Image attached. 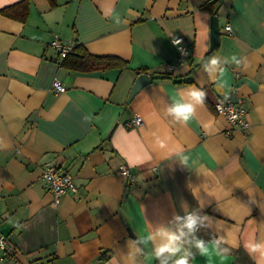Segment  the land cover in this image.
<instances>
[{"label":"crops","instance_id":"obj_1","mask_svg":"<svg viewBox=\"0 0 264 264\" xmlns=\"http://www.w3.org/2000/svg\"><path fill=\"white\" fill-rule=\"evenodd\" d=\"M176 33L190 50L183 65ZM55 36L77 54L61 58ZM211 56L223 62V88L202 68ZM138 72L151 81L127 103ZM54 80L66 90L53 93ZM194 85L204 105L174 121L165 106ZM224 97L242 99L247 134L215 113ZM135 115L141 124L128 127ZM47 164L76 188L56 207L41 180ZM188 210L209 218L199 238L229 249L221 260L193 248L191 264H264L244 247L264 241V0H0V236L12 259L157 264L150 244L130 258L131 241Z\"/></svg>","mask_w":264,"mask_h":264},{"label":"clouds","instance_id":"obj_2","mask_svg":"<svg viewBox=\"0 0 264 264\" xmlns=\"http://www.w3.org/2000/svg\"><path fill=\"white\" fill-rule=\"evenodd\" d=\"M231 62L237 65L241 63L235 56L231 58ZM222 63L217 56H211L202 61L204 72L209 75V78L217 80L218 88L224 87L222 79L224 70L220 67ZM217 72H219V77L216 75ZM205 96L206 93L194 85L187 89L183 95L178 94L177 98L165 106L164 112L174 121L187 124L195 118L197 106L204 105ZM158 142L161 147H164L163 141ZM176 156L181 164H187L188 158L182 153L177 152ZM193 195L195 196L196 193L193 192ZM208 219L207 215L202 216L197 210H188L183 215H174L167 223H160L155 226L146 223L141 229L139 238L131 241L130 258L134 260L136 255L144 254L145 249L150 244L151 248L147 258H154L157 264H191L195 256L192 251L193 248L200 256L215 254L221 260L226 259L229 249L222 247V244L225 243L223 238L206 241L196 235L205 226V221ZM173 224L175 226L171 227L170 225ZM244 247L250 257L255 259L259 254L260 257L264 258V241L252 240L247 242ZM257 264H262V261L257 259Z\"/></svg>","mask_w":264,"mask_h":264},{"label":"built area","instance_id":"obj_3","mask_svg":"<svg viewBox=\"0 0 264 264\" xmlns=\"http://www.w3.org/2000/svg\"><path fill=\"white\" fill-rule=\"evenodd\" d=\"M225 32L230 33V25H225ZM170 40L177 49L176 63L179 65L186 64L190 57V50L185 43L184 36L176 33L170 36ZM179 40V42H177ZM76 43H67L60 40L58 37H54L49 45L58 50L61 58L75 46ZM50 90L53 93H62L66 90V86L57 80L52 81ZM215 113L223 117L231 126V129L240 131L244 134L248 133L250 124L245 119V108L243 101L240 98L232 100L229 97H224L214 103ZM235 117V118H233ZM142 119L140 116L135 115L131 121L126 123L128 127L140 125ZM118 173L127 177L131 183L134 179L130 173V169L126 164L120 165ZM41 180L44 187L52 194V205L57 206L60 202L61 197L68 191H76V188L72 182L71 174L65 170L58 168L54 165L47 164L42 168ZM184 214V213H183ZM180 214V215H183ZM6 239L4 236H0V264H19L6 252Z\"/></svg>","mask_w":264,"mask_h":264},{"label":"water","instance_id":"obj_4","mask_svg":"<svg viewBox=\"0 0 264 264\" xmlns=\"http://www.w3.org/2000/svg\"><path fill=\"white\" fill-rule=\"evenodd\" d=\"M210 34H211V47H214L218 44L220 31H219V24L216 15H211L210 17ZM151 77L147 73H140L138 72L137 78L135 79L128 98L127 103L131 101V99L135 96V94L143 88L145 85L150 83Z\"/></svg>","mask_w":264,"mask_h":264},{"label":"trees","instance_id":"obj_5","mask_svg":"<svg viewBox=\"0 0 264 264\" xmlns=\"http://www.w3.org/2000/svg\"><path fill=\"white\" fill-rule=\"evenodd\" d=\"M80 45L75 44V46L63 57V59H67L68 57L77 54V51H79Z\"/></svg>","mask_w":264,"mask_h":264}]
</instances>
